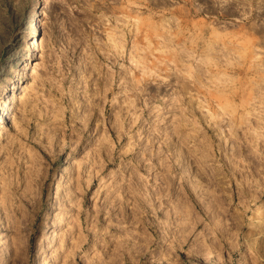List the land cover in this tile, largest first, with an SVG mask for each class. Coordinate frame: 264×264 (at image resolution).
Segmentation results:
<instances>
[{
  "label": "rangeland",
  "instance_id": "374dc122",
  "mask_svg": "<svg viewBox=\"0 0 264 264\" xmlns=\"http://www.w3.org/2000/svg\"><path fill=\"white\" fill-rule=\"evenodd\" d=\"M0 264H264V0H0Z\"/></svg>",
  "mask_w": 264,
  "mask_h": 264
},
{
  "label": "bare ground",
  "instance_id": "6f19581e",
  "mask_svg": "<svg viewBox=\"0 0 264 264\" xmlns=\"http://www.w3.org/2000/svg\"><path fill=\"white\" fill-rule=\"evenodd\" d=\"M194 11V10H193ZM112 32V31H111ZM109 37L108 38H111V40L113 41V40H115V38H113L114 37V34H110V33H108L107 34ZM178 41V40H177ZM175 43H178L179 44V42H175ZM195 50L196 49H194L193 47H188L187 49H185V48H183V51L184 52H182L181 53V55L180 56H178V59H179V57H183V55L185 56V55H189V54H191L192 52H195ZM15 86V85H14ZM80 127V128H79ZM79 127H77V126H75V127H73V130H77V133H78V135H80V134H83V132H84V125H81V126H79ZM78 128V129H77ZM157 192V191H156ZM155 192V193H156ZM159 192V191H158ZM262 192V191H261ZM234 194H231L228 198H229V201H233L235 198H234ZM247 208H248V206H243V209L240 211V213H238L237 214V217H238V225H239V227L241 226V220H240V218H242L243 219V217H244V214L247 212ZM258 213H261L260 211L258 212ZM261 214H263V213H261ZM261 214H258V215H261ZM236 217V216H235ZM255 225H257V224H255Z\"/></svg>",
  "mask_w": 264,
  "mask_h": 264
}]
</instances>
